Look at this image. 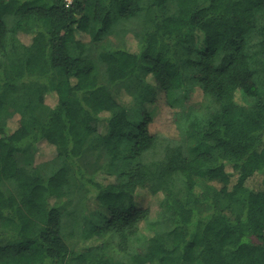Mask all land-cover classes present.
<instances>
[{"label": "trees", "instance_id": "16d2710c", "mask_svg": "<svg viewBox=\"0 0 264 264\" xmlns=\"http://www.w3.org/2000/svg\"><path fill=\"white\" fill-rule=\"evenodd\" d=\"M0 264H264V0H0Z\"/></svg>", "mask_w": 264, "mask_h": 264}, {"label": "rangeland", "instance_id": "374dc122", "mask_svg": "<svg viewBox=\"0 0 264 264\" xmlns=\"http://www.w3.org/2000/svg\"><path fill=\"white\" fill-rule=\"evenodd\" d=\"M40 2V1H38ZM104 44L100 45V47L102 48ZM183 96L182 94L173 97V100H175V103L180 104L181 100H182ZM201 99V91L199 89L193 91L191 98H190V102H197ZM189 105V104H188ZM179 110H183V107H179ZM189 110H184L186 112V115L181 117V119L186 122V119L188 117V113ZM10 111L8 110L7 112L4 113V115H6L7 113H9ZM3 115V116H4ZM15 122V119H12ZM13 122V124H11V127L14 128L15 127V123ZM158 124V123H157ZM200 141V139H196L195 137H192L189 144H193L196 145L198 142ZM187 144V142H186ZM54 154V151L52 149V147L46 142V141H42L38 144V146L35 147H31L28 148L26 150H19L16 152V156L19 162L21 163H25L26 161H36L37 163L42 162L43 160L49 159L50 157H52V155Z\"/></svg>", "mask_w": 264, "mask_h": 264}]
</instances>
